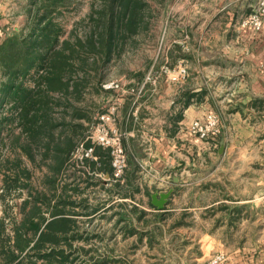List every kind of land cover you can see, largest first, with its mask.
<instances>
[{"label": "rangeland", "instance_id": "obj_1", "mask_svg": "<svg viewBox=\"0 0 264 264\" xmlns=\"http://www.w3.org/2000/svg\"><path fill=\"white\" fill-rule=\"evenodd\" d=\"M134 1L141 2V6H132ZM48 3L49 0H0V45L11 41L14 42L12 48L18 51L30 48L44 53L45 49L36 42L31 44L30 38L42 24L40 16L47 12L51 28L56 29L55 48H61L67 42L62 49L71 53L68 69L72 72L68 77L70 75L73 80L71 83L76 81L79 99L70 100L87 114L85 139L89 136L94 139L100 133H106L110 138L120 137L122 134L117 131L116 123L117 119H122L126 102L134 106L131 108L134 110L138 109L141 99L147 98L148 101L143 103L149 108L155 107L158 84L172 88L180 86L189 75V69H242L239 59L221 55V43H216L214 38L218 23L228 20L227 10L229 12L237 0H131L132 20L130 23L122 20V28L110 51L105 50L104 28L110 23L111 0H57L52 7H48ZM255 7L245 16H237L239 26L249 28L243 26V22ZM35 61L29 66V53L11 64L9 69L17 72L18 83L34 86L35 75L42 69ZM6 62L7 56L0 52V93L12 76L5 70ZM259 67L264 71V60ZM21 69L24 72L21 73ZM180 69L184 72L179 73ZM16 118L13 100L5 101L0 96V192L6 171L1 163L14 159L22 138ZM80 152L81 148L75 156L79 157ZM22 159L31 170L30 185L41 189L45 167L33 166L24 156ZM83 167L89 171L86 165ZM128 170L130 167L127 166L118 181L124 192L128 191ZM129 174L132 180L130 196L121 197V192H111L115 188H112L114 181L109 175L107 178L97 175L102 186L88 187L80 180L79 187H84L83 190L69 189L70 199L75 202L68 205L71 209L67 212L73 213L75 223L67 234L72 236L68 240L70 246L63 240L59 247L64 255H69L66 264H167V261L205 264L216 252H212L207 260L198 259V242L188 241L191 235H183L182 228H172L181 225V221L167 224L144 211V221L139 224L142 203L138 202V169ZM24 193L23 189H12L4 200L0 199V216L16 219L19 215L15 204H19ZM82 199L85 208L78 204ZM97 204L99 207L94 211ZM10 221L5 219V232L9 234ZM188 246L189 252L183 254Z\"/></svg>", "mask_w": 264, "mask_h": 264}, {"label": "crops", "instance_id": "obj_2", "mask_svg": "<svg viewBox=\"0 0 264 264\" xmlns=\"http://www.w3.org/2000/svg\"><path fill=\"white\" fill-rule=\"evenodd\" d=\"M256 1L237 0L214 34L221 55L239 59L242 69H189L180 86L158 84L155 107L143 103L147 98L134 110L126 102L116 123L123 146L137 164L139 213L167 224L181 221L172 228H182L183 235H191L188 241L198 242V259L221 252L223 264H264V71L259 67L264 19L254 31L239 26L237 18L252 11ZM207 112L218 115L220 133L201 139L188 126ZM179 161L183 166L173 170ZM84 165L72 153L57 177V193L65 184L84 181L85 174L78 171ZM170 188L163 209L155 208L150 195ZM67 193L59 205L65 212L75 202ZM188 250L190 246L183 254Z\"/></svg>", "mask_w": 264, "mask_h": 264}, {"label": "trees", "instance_id": "obj_3", "mask_svg": "<svg viewBox=\"0 0 264 264\" xmlns=\"http://www.w3.org/2000/svg\"><path fill=\"white\" fill-rule=\"evenodd\" d=\"M56 1L49 0L48 7H52L51 5ZM130 1L111 0L109 6L111 19L104 28L105 40H107L105 41L106 51H110L113 40L119 35L122 20L124 22L128 20V23L132 20ZM134 3L132 6L138 5V8L141 6V2L134 1ZM39 19H43L42 24L36 27V32L33 31L30 40L33 41L31 44L36 42L42 49L44 48V53L26 48L27 44L26 49L18 51L12 48L14 42L11 41L5 45L2 42L0 45V52L7 56L5 70L10 71L12 75L8 84L2 88L0 96L5 101L9 98L13 100V109L22 135L21 141L17 144L18 154L14 159H6L1 163L6 171L2 178L0 199L4 200L6 194L12 189L25 191L19 204H15L18 206L19 216L16 219L7 218L5 215L0 216V264H66L69 255H64L59 247L63 240L70 246L68 240L72 236L67 234L72 230L75 219L72 217L73 213L65 212L59 205L62 202V196L65 200L69 189L76 192L83 190L84 187H79L77 183L74 186L68 183L63 185L60 193H57L56 182L62 166L71 157L78 142L84 141L85 146H93L92 155L99 156L97 160L83 158L82 161L87 164L89 171L78 169L85 174L86 186L97 184L102 186V180L96 173L101 175L108 173L111 177V166L108 164L109 149L92 144L89 139H85L84 121L88 120V117L79 105L73 103L79 99V88L76 81L71 83L73 80L69 78L70 75L68 77V74L72 72L70 68L68 69L71 65L68 58L71 53L68 50L64 52L62 49L67 42H64L61 48H55L56 29L51 28V19L47 12H44ZM29 53V66L35 60L39 68L42 66L35 75V84L32 87L18 83L17 72L9 69L15 60L25 58ZM20 72H24V69ZM70 99L73 101L71 102ZM55 107L59 109L56 110ZM67 109L69 111H66ZM124 150L127 166L130 167L126 175L128 191H121L118 181L113 183L112 188H115V191L109 189L111 192H121V197L131 195L129 191L132 190L129 187L132 186V180L129 172L132 173L137 169L133 156L125 147ZM22 156L26 157L33 166L45 167L41 189L30 185L28 179L31 170L22 162ZM68 202L72 203L69 199ZM78 204L82 208L86 207L84 199ZM97 206L98 204L94 211L99 207ZM144 214V211H140L138 218H142ZM5 219L12 220L10 234L5 232ZM146 233L149 232L146 231Z\"/></svg>", "mask_w": 264, "mask_h": 264}, {"label": "built area", "instance_id": "obj_4", "mask_svg": "<svg viewBox=\"0 0 264 264\" xmlns=\"http://www.w3.org/2000/svg\"><path fill=\"white\" fill-rule=\"evenodd\" d=\"M264 19V0H258L254 11L249 15L248 19L243 22V26L249 27L253 30H259L262 26ZM180 72H184V69H180ZM103 118V116H101ZM108 118V117H106ZM188 131L201 139H207L215 137L220 133V119L215 112H207L203 118L193 119L188 126ZM101 135L92 138L89 136L92 144H97L102 147L108 148L110 153V166H111V181H120L123 177V171L127 167L126 154L122 143V135L120 137L110 138L106 133H100ZM80 156L76 157L75 152L80 148ZM93 146H85L84 141L79 142L73 154L79 160L83 158H95L92 155ZM102 176L100 173H96ZM110 180V179H109ZM225 255L223 253H215L212 257L206 261L205 264H223L225 261Z\"/></svg>", "mask_w": 264, "mask_h": 264}, {"label": "water", "instance_id": "obj_5", "mask_svg": "<svg viewBox=\"0 0 264 264\" xmlns=\"http://www.w3.org/2000/svg\"><path fill=\"white\" fill-rule=\"evenodd\" d=\"M183 166V162L179 161V164L173 167V170H179ZM174 181H177V177L173 178ZM172 188L163 192H154L150 195L151 204L157 209H163L168 197L172 193Z\"/></svg>", "mask_w": 264, "mask_h": 264}]
</instances>
